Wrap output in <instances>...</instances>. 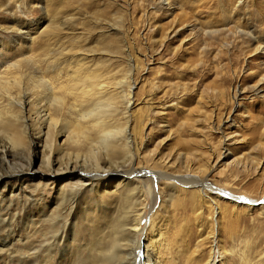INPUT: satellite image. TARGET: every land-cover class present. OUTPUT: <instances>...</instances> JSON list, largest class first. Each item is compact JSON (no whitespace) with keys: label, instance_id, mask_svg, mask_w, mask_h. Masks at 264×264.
<instances>
[{"label":"rangeland","instance_id":"1","mask_svg":"<svg viewBox=\"0 0 264 264\" xmlns=\"http://www.w3.org/2000/svg\"><path fill=\"white\" fill-rule=\"evenodd\" d=\"M12 27L27 31L26 36L19 39ZM173 28L178 31L171 32ZM256 44L264 45V0H170L168 9L141 0H0V75L19 70L26 80L44 76L73 85L77 93L92 77L122 78L132 58L131 110L152 135L139 152L145 161L152 155L153 161L142 165L182 176L192 171L237 198H262L250 204L207 191L216 206L203 197L200 185L176 181L172 187L154 179L155 194L141 225L148 236L162 234L159 243L168 264H183V252L200 239L204 258L216 242V264H264V81L258 83V94L239 89L264 78V48ZM233 89L239 90L237 99ZM66 103L74 106L69 114L62 113L71 129L82 121L78 108L91 102L71 95ZM38 156L30 171L0 184V264H89L85 248L109 242L133 201L118 196L114 179L95 196L100 207L81 198L67 224L75 241L61 242L67 244L61 248L53 242L51 260L45 254L50 242H42L41 234L48 226L38 218L57 215L68 186L61 176L44 183L33 180V173L42 172ZM146 178L136 173L131 180L139 195L150 196ZM25 197V208L14 210ZM86 202L90 210L83 213ZM11 214L17 216L12 224ZM28 216L34 222L30 228L25 227ZM152 218L154 230L159 226L161 233H150ZM180 238L182 246L175 242ZM129 240L123 245L124 258L114 252L108 264H131L132 256L133 264L139 263L145 233Z\"/></svg>","mask_w":264,"mask_h":264},{"label":"bare ground","instance_id":"2","mask_svg":"<svg viewBox=\"0 0 264 264\" xmlns=\"http://www.w3.org/2000/svg\"><path fill=\"white\" fill-rule=\"evenodd\" d=\"M141 1L154 3L160 8L168 9L170 6V0ZM12 31L13 34L19 35V39L23 38L21 37L22 35L25 37L27 32L16 27H12ZM177 31V28L171 29V32L176 33ZM15 36H12L13 40L17 39ZM15 43H13V46H15ZM255 48H264V45L256 44ZM135 61L133 60L132 62V58L129 60L127 73L122 78L118 79L115 76L92 77L93 80L79 86L77 93L73 92V85L65 86L61 83H54L53 80L44 76H31L26 80L19 73V70H15L11 76L0 75V184L9 178L18 176L17 174L21 172L30 171L34 160L39 157L38 154L41 155L39 166L42 172L33 173V180L39 179V182L44 183L53 180L54 177L61 176L67 182L68 187L63 196L61 195L60 208L57 210V215L51 217L42 213V217L38 218L39 222H43L46 224L45 226H48L46 229L41 230V234L44 237L42 242H50L46 244L47 247L45 246V254L46 257H51V260H54V255L52 254L54 252L53 242L56 241L55 244L61 248L67 245H61V242L75 241L74 235L76 234L73 231H68L67 224L72 218V211L80 205L81 198L91 199L96 208L100 207V202L95 200V196L107 191L106 189L112 186L111 181L113 179L118 181V196L125 195L126 199L129 198L133 202L127 210L123 211L124 215L118 224L116 234L111 231L114 236L109 242L101 246L99 240L92 247L85 248L87 253L85 261L89 262V264H108L110 256L114 252L116 257L124 258L126 251L123 245L130 241L129 238L139 237L142 233H145L147 241H145V244L143 243L145 245L144 251L139 256L137 255L138 264H168L162 253L164 245L159 243L161 239L158 236L162 234H158L157 238H155L156 234L148 236V233L144 231V227L141 225V219L143 217L146 218L145 208L147 202L155 194L152 189L154 187L151 188V183L154 179L157 182L166 180L172 187H176L177 182L183 185L188 184L192 188L200 185L198 190H202L203 197H207L215 205L214 198L210 197L206 193L207 191L223 195L227 199H231L234 196L228 190L219 188L214 184L210 185L205 177L195 172L191 171V174L186 173V176H182V173L176 174L153 168L148 169L142 165L146 161H153L152 155H149L148 160L145 161L139 152L148 145L152 135L149 131L144 132L141 118H137L135 112L131 110L135 94L132 91L134 83L132 84L131 81L130 69L132 65L133 67L136 65ZM12 66L16 69L18 63H14ZM263 81L264 78H260L258 82L250 85V87L241 86L239 89L252 90L258 94L262 91L258 83ZM233 90L232 98L237 99L239 90ZM71 95L74 97L78 96L82 100H89L91 104L89 105L90 107L78 108V114H80L82 121H79L70 129V125L65 122L62 113L65 111L69 114V110L73 109L72 103L69 105L66 103V97ZM79 104L81 106V103ZM111 115L114 116V121L108 123L106 118ZM84 119L88 120L86 124L83 122ZM227 119L228 117L225 122ZM64 146L70 147L71 151L68 152ZM151 154L154 153L152 152ZM126 165L128 167L124 168ZM136 173L139 176L147 177L145 179L148 186L146 192L150 196L143 192L140 195L138 194L137 187L134 185L135 181L131 180ZM183 174L185 173L183 172ZM35 186V188H38L40 183ZM45 186L46 184L42 187ZM27 200L25 197L24 202L17 204L14 210L20 212L21 209L25 208ZM236 200L253 204L252 201L239 198ZM85 204L87 205V202ZM88 210H90L88 205L83 207V213ZM11 215L8 218L10 224L17 219L16 215ZM28 217L25 222L26 228H30V222L31 224L34 223L32 216ZM148 223L147 228H153L150 229V233H152L157 222L155 223V219L152 218ZM6 226H9V224H6ZM155 229L156 233L160 232L159 226ZM11 231L12 229H10ZM119 231L121 235H118L120 234ZM116 237H122L125 241H118ZM198 241L194 245V249L188 248L187 253L183 252V264H216L219 260L216 259L218 257L215 254L216 242L211 245L212 248L208 258H204V255L200 254L201 246L204 243H202L203 239ZM133 242L136 245L138 244L137 239ZM175 242L182 246L185 241L181 239L179 242ZM116 245L122 246L115 250ZM180 252L182 251L180 250ZM133 260L134 257L132 256L131 264H133Z\"/></svg>","mask_w":264,"mask_h":264},{"label":"water","instance_id":"3","mask_svg":"<svg viewBox=\"0 0 264 264\" xmlns=\"http://www.w3.org/2000/svg\"><path fill=\"white\" fill-rule=\"evenodd\" d=\"M233 198H236V199H242V200H246V201H252V203L253 204H256V203H258V201L260 200V198H258L257 200H251V199H249V198H247V197H244V196H240V197H235V196H232ZM262 200V199H261Z\"/></svg>","mask_w":264,"mask_h":264}]
</instances>
